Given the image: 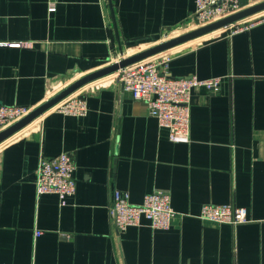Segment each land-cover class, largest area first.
<instances>
[{"label": "crops", "instance_id": "1", "mask_svg": "<svg viewBox=\"0 0 264 264\" xmlns=\"http://www.w3.org/2000/svg\"><path fill=\"white\" fill-rule=\"evenodd\" d=\"M194 10V0H0V103L33 110L114 55L198 28ZM169 52L170 76L221 80L192 88L188 142H171L111 74L70 94L86 116L48 110L0 143V264H264V19ZM62 152L76 181L64 205L35 187L40 156ZM114 190L134 205L167 192L170 228L143 219L117 234ZM206 204L245 208L249 221L203 222Z\"/></svg>", "mask_w": 264, "mask_h": 264}, {"label": "built area", "instance_id": "2", "mask_svg": "<svg viewBox=\"0 0 264 264\" xmlns=\"http://www.w3.org/2000/svg\"><path fill=\"white\" fill-rule=\"evenodd\" d=\"M194 25L205 26L241 10L238 0H194ZM50 4L49 11H54ZM264 19V18H262ZM261 18L252 16L224 28L226 32L244 31ZM26 42L9 43L10 46H24ZM170 50L158 53L142 61L126 66L114 73L116 83L124 91L129 92L135 101L144 102L148 114L154 117L158 125L168 130L171 142H188L190 126L191 90L196 86H203L208 90L218 88L220 78L198 79L195 75L186 77H172L168 72L171 60ZM124 55H114L108 64L121 60ZM59 114L84 117L88 108L86 101L79 95H69L53 106ZM31 109L18 105L0 103V131L19 121ZM75 165L70 153L62 152L52 158L40 156L35 171V187L38 195L54 193L59 197L62 205L65 199L74 195L76 181L74 178ZM171 205V198L167 192L154 191L144 196L142 202L134 205L129 200L127 192L114 190L112 195L110 215L117 234L130 226H138L141 220L149 222L155 230L170 228L175 216ZM198 218L203 222L218 225L236 226L247 223V210L232 205L206 204L200 208ZM39 235L40 232H35Z\"/></svg>", "mask_w": 264, "mask_h": 264}, {"label": "water", "instance_id": "3", "mask_svg": "<svg viewBox=\"0 0 264 264\" xmlns=\"http://www.w3.org/2000/svg\"><path fill=\"white\" fill-rule=\"evenodd\" d=\"M264 11V1H261L257 4H254L250 7L241 9L240 11L233 13L227 17H224L216 22L211 24L198 27L196 29L190 30L184 34L175 36L165 41H161L158 44L146 48L140 52L135 54L129 55L121 60L108 64L106 67L92 72L78 80L74 81L72 84L68 85L60 92L52 96L51 98L47 99L44 103L39 105L38 107L31 110L29 114L25 117L20 119L19 121L15 122L11 126L3 129L0 131V143L6 140L7 138L11 137L13 134L17 133L21 129L25 128L29 125L33 120L37 119L38 117L42 116L46 111L50 110L53 106L57 103L62 101L64 98L69 96L70 94L77 91L79 88L84 86L85 84L100 79L102 77L111 75L116 73L118 70L123 69L126 66L132 65L136 62L142 61L147 59L151 56H154L158 53L173 49L190 41L199 39L204 37L208 34H211L215 31H219L221 29L226 28L227 26L242 21L246 18L252 17L256 14H259Z\"/></svg>", "mask_w": 264, "mask_h": 264}, {"label": "rangeland", "instance_id": "4", "mask_svg": "<svg viewBox=\"0 0 264 264\" xmlns=\"http://www.w3.org/2000/svg\"><path fill=\"white\" fill-rule=\"evenodd\" d=\"M179 34H180V33H179ZM179 34H178V35H179ZM131 53H133V52H129V53H127V54L125 53L124 56H122V57H127V55H129V54H131ZM113 74H114V73H113ZM27 127H28V126H27ZM25 128H26V127H25Z\"/></svg>", "mask_w": 264, "mask_h": 264}, {"label": "trees", "instance_id": "5", "mask_svg": "<svg viewBox=\"0 0 264 264\" xmlns=\"http://www.w3.org/2000/svg\"><path fill=\"white\" fill-rule=\"evenodd\" d=\"M216 32H218V31H215V32H213V33H211V34H215Z\"/></svg>", "mask_w": 264, "mask_h": 264}]
</instances>
